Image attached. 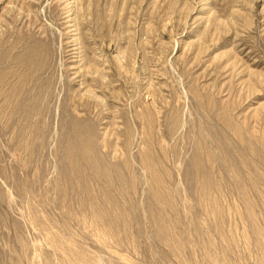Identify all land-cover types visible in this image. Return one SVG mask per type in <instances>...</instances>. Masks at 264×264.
Returning a JSON list of instances; mask_svg holds the SVG:
<instances>
[{"label":"rangeland","instance_id":"374dc122","mask_svg":"<svg viewBox=\"0 0 264 264\" xmlns=\"http://www.w3.org/2000/svg\"><path fill=\"white\" fill-rule=\"evenodd\" d=\"M114 2L0 0V264H264V0Z\"/></svg>","mask_w":264,"mask_h":264},{"label":"bare ground","instance_id":"6f19581e","mask_svg":"<svg viewBox=\"0 0 264 264\" xmlns=\"http://www.w3.org/2000/svg\"><path fill=\"white\" fill-rule=\"evenodd\" d=\"M138 2H141V1H138ZM118 4V0H115L114 4L111 5L110 9L106 11L105 15L103 14V16L101 18H99V21H102L103 24H106L105 26H110L112 25V23L114 22V20H117L118 18V12H117V5ZM127 5V4H126ZM90 7L92 8V5H90ZM89 8V7H88ZM119 8V7H118ZM87 10V9H85ZM89 12L88 13H84L85 16H87V14L89 15H92V11L91 9H88ZM98 10V9H97ZM126 11V10H125ZM104 12V11H103ZM163 12V11H162ZM98 14V13H97ZM141 14V13H140ZM156 15V14H155ZM98 17V16H97ZM86 20H88L86 18ZM125 20V19H124ZM154 24L156 25V28H155V31H159L160 28H161V23L162 21L160 20V18H157V19H154ZM90 22L88 21V23L86 22V24H89ZM93 23V22H92ZM99 24V23H98ZM104 26V27H105ZM99 30V29H98ZM113 32V31H112ZM101 33V32H100ZM118 34V33H117ZM113 35V34H112ZM96 36V35H94ZM110 36V35H109ZM102 38V37H101ZM114 38V37H113ZM120 39V38H119ZM106 75V74H105ZM8 86V85H7ZM15 89V88H14Z\"/></svg>","mask_w":264,"mask_h":264}]
</instances>
